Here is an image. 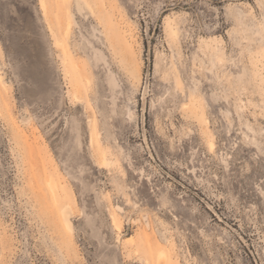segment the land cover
Listing matches in <instances>:
<instances>
[{
  "label": "rangeland",
  "instance_id": "374dc122",
  "mask_svg": "<svg viewBox=\"0 0 264 264\" xmlns=\"http://www.w3.org/2000/svg\"><path fill=\"white\" fill-rule=\"evenodd\" d=\"M262 162L264 0H0V264H264Z\"/></svg>",
  "mask_w": 264,
  "mask_h": 264
},
{
  "label": "bare ground",
  "instance_id": "6f19581e",
  "mask_svg": "<svg viewBox=\"0 0 264 264\" xmlns=\"http://www.w3.org/2000/svg\"><path fill=\"white\" fill-rule=\"evenodd\" d=\"M68 30H69V28H68ZM175 33H176V31H175ZM67 34H69V32H67ZM64 53H66V55H67V49L65 48L64 49ZM79 73V72H78ZM76 76L77 75H75L73 78L77 81V79H76ZM211 147H213V144H211ZM212 149V148H211ZM213 150V149H212ZM105 162H106V164H107V162L108 161H106L105 160ZM104 162V163H105ZM47 184H48V186H49V188H50V190H51V192H52V200H53V202L54 203H61L62 202V200H61V197L57 194V190H56V186H55V184L53 183V181L52 180H48L47 181ZM64 213V216H65V223H66V225H67V227H72L71 225H70V219H68L67 218V215L68 214H70L69 213V211H64L63 212ZM160 255V259L162 258L163 259V263H161V264H166L167 263V261L164 259V257H166V254H165V252H160L159 253ZM159 259V258H158Z\"/></svg>",
  "mask_w": 264,
  "mask_h": 264
},
{
  "label": "snow or ice",
  "instance_id": "6c2138e0",
  "mask_svg": "<svg viewBox=\"0 0 264 264\" xmlns=\"http://www.w3.org/2000/svg\"><path fill=\"white\" fill-rule=\"evenodd\" d=\"M262 163H264V162H262Z\"/></svg>",
  "mask_w": 264,
  "mask_h": 264
}]
</instances>
